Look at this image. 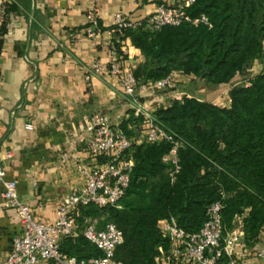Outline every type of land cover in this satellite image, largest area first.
<instances>
[{
    "label": "trees",
    "instance_id": "trees-1",
    "mask_svg": "<svg viewBox=\"0 0 264 264\" xmlns=\"http://www.w3.org/2000/svg\"><path fill=\"white\" fill-rule=\"evenodd\" d=\"M190 12L207 16L213 27L183 24L128 33L146 57L134 73L139 82L173 76L178 86L196 81L231 86L264 56V0H197ZM230 97L229 106L185 98L158 107L156 121L180 142L179 173L173 179L172 167L164 163L171 142L134 146L136 168L124 199L86 212L123 231L116 253L121 264H157L160 247L172 250L162 235L164 222L174 218L187 233H197L216 202L223 204V240L238 217H243L246 242L259 240L264 231V73L233 88ZM142 123L132 113L121 127L131 138L129 125ZM63 251L80 259L101 255L82 236L68 239ZM228 262L226 256L218 264Z\"/></svg>",
    "mask_w": 264,
    "mask_h": 264
},
{
    "label": "crops",
    "instance_id": "crops-1",
    "mask_svg": "<svg viewBox=\"0 0 264 264\" xmlns=\"http://www.w3.org/2000/svg\"><path fill=\"white\" fill-rule=\"evenodd\" d=\"M174 2L10 0L0 25V160L12 153L5 161L8 178L18 183L19 199L29 205L37 221L55 224L60 205L84 186L78 167L102 163L90 155L87 142H80L87 136L88 121L95 114H106L121 126L134 113L118 77L104 74L88 82L84 78V69L93 68L98 61L109 67L118 56L123 57L121 69L134 73L146 63L145 55L129 37L109 34L116 15L145 20L160 4ZM94 8L98 9L102 33L90 39L86 35L87 14ZM262 73L264 56L231 86L205 84L209 90L201 89L196 95L190 94L189 86H183L187 90L183 94L229 106L231 90ZM170 94L146 92L143 101L154 112L170 105ZM27 123H32L34 130H27ZM137 129L129 125L134 132L131 139L136 142ZM2 193L0 187V264L21 234L20 220L15 211L5 209ZM236 252L244 264H264L260 256L264 254V231L254 244L247 243L244 234Z\"/></svg>",
    "mask_w": 264,
    "mask_h": 264
},
{
    "label": "built area",
    "instance_id": "built-area-1",
    "mask_svg": "<svg viewBox=\"0 0 264 264\" xmlns=\"http://www.w3.org/2000/svg\"><path fill=\"white\" fill-rule=\"evenodd\" d=\"M196 3L197 0H175L171 5L163 3L145 20H134L118 13L109 34L125 39L131 31L155 33L166 27H180L183 24L196 27L206 25L212 28L207 16L199 18L192 16L190 10ZM9 4L10 0H0V25L4 21ZM87 22V37L97 38L102 33L97 8L88 12ZM122 59V56H118L109 67L98 61L89 70L83 68L84 78L87 82L94 76L104 74H112L119 78L123 94L130 99L135 117L143 119V123L136 130L139 142L132 140L109 115L95 114L88 121L87 136L81 137L80 142H87L90 155L102 163L97 166L81 164L78 167L84 178V186L74 190L60 205L55 224L37 221L29 205L20 201L18 183L8 178L5 164V161L12 158V153H8L5 159L0 160V187L3 189L4 207L6 210L16 212L21 225V234L14 239L9 256L1 264H121L116 259V253L124 243L123 231L114 223H105L100 217L87 215L86 212L90 208L105 209L118 206L124 199L136 168L134 146L161 141L171 142L173 148L164 158V163L172 167L173 179L179 173L180 142L158 124L150 106L144 103L143 97L146 92L155 90L169 91L174 100L182 101L188 97L179 91L173 76L156 82H139L133 70L121 69ZM229 103L231 104V100ZM26 129L32 131L34 125L27 123ZM66 158L68 154L65 155ZM222 211V202L214 203L208 210L207 221L197 233H187L179 227L174 218L166 220L162 226V235L171 243L172 250L166 253L164 248L160 247V256L156 258L157 264H173L176 259H180L182 264H218L226 256L229 258L228 264H244L242 259L237 258L236 252L240 239L244 236L243 217L236 219L235 223L239 226L223 240ZM79 236L84 237L101 255L80 259L65 253L64 243ZM260 256L264 257V254Z\"/></svg>",
    "mask_w": 264,
    "mask_h": 264
},
{
    "label": "rangeland",
    "instance_id": "rangeland-1",
    "mask_svg": "<svg viewBox=\"0 0 264 264\" xmlns=\"http://www.w3.org/2000/svg\"><path fill=\"white\" fill-rule=\"evenodd\" d=\"M183 86H189L190 89L188 91L192 95H196L201 89H208L207 86L205 85V83L202 82V81H197L196 83L191 82V83H183V84H181L180 87H179V91L182 92V93L187 91V90H185V88H183Z\"/></svg>",
    "mask_w": 264,
    "mask_h": 264
}]
</instances>
